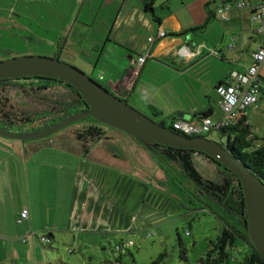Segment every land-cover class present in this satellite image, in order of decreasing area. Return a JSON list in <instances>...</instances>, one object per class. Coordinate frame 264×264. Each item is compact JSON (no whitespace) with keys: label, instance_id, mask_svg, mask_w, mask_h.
<instances>
[{"label":"crops","instance_id":"1","mask_svg":"<svg viewBox=\"0 0 264 264\" xmlns=\"http://www.w3.org/2000/svg\"><path fill=\"white\" fill-rule=\"evenodd\" d=\"M79 1L76 0V3ZM236 1L155 0L153 10L147 11L145 4H149L150 0H97L100 6L95 10L91 7L86 15L97 11L98 18L105 25L103 36L95 39L96 50L99 49L100 53L98 61L104 60L107 63L105 73L110 74L109 79L103 75L102 80L105 82L102 84L121 98L133 100L137 108L157 121L172 117L177 119L183 114L182 119L195 122L198 121L197 114L212 109L210 117L219 122L223 111L219 105L217 85L227 80L232 71H243L250 66L253 63L252 52L264 47V35L257 32L260 24L252 18V5L263 0H247L250 3L247 10H241ZM92 3L93 0H83L76 20L81 18L82 13L84 15L83 9L86 10L87 4ZM225 3L228 6V20L221 19L217 14V9ZM211 12L215 17L211 16ZM242 21L251 24V31L248 33L247 25L243 26L240 43L235 45L232 41L238 38L232 26ZM202 25H205L203 30H195ZM74 29L75 26L69 35ZM160 29L165 30L167 36L149 41V37L157 36ZM244 31L248 33V38L243 35ZM55 43L58 44L57 41ZM142 56L147 59L140 65L139 59ZM261 75L264 89V64ZM263 117L264 90L259 97L258 107L249 108L243 115L255 138H259L260 134L264 137ZM214 135H217L216 131ZM71 148L76 154L68 158L73 165L71 174L66 175L69 183L66 203L68 216L67 225L62 229L70 233V236L76 237L80 232L94 233L106 251L107 242L115 249L117 243L133 241L129 236L143 233L171 215L187 218L189 205L194 210L200 209L194 206L201 203L203 194L197 191L192 182L189 186L192 193L189 195L186 190L185 197L178 198L168 190L134 177L129 170L120 168L123 163L118 162L120 158L113 153L111 161H106L99 160L97 153L100 149L91 150L90 147L85 156H82L85 149ZM130 161L133 159H128L126 163L129 164ZM145 161L142 164L133 162L139 169H144V173L153 170L161 179L171 176L175 181L188 180L179 164L172 163L165 167L163 161L157 162L152 156H147ZM57 166L66 168V160ZM172 168L176 177L171 173ZM178 184L183 188L182 180ZM184 185L188 188V181ZM26 207L29 208L31 220L34 208L24 206L23 209ZM228 217L232 219L227 222L229 227L232 228L231 224L234 223L241 236L239 240L248 246L241 221L230 214ZM52 226L56 228L55 225ZM48 232H51L52 241L55 240V233L51 229ZM60 240L66 239L61 237ZM75 243L76 239L73 238L72 244ZM69 252L75 255V249H70ZM119 252L122 259L124 253ZM128 252L131 253L129 249ZM82 255L87 260V255ZM92 255L90 254V259L93 258ZM71 258L82 260L79 255ZM106 260H109L107 255L100 259L102 262Z\"/></svg>","mask_w":264,"mask_h":264},{"label":"rangeland","instance_id":"2","mask_svg":"<svg viewBox=\"0 0 264 264\" xmlns=\"http://www.w3.org/2000/svg\"><path fill=\"white\" fill-rule=\"evenodd\" d=\"M82 3L83 0L78 4L76 0H0V59L23 54L54 56L58 53L61 60L83 70L101 83L105 82L102 80L103 75L109 79L110 74L105 73L107 63L104 60L98 61L100 53L99 49L96 50L95 40L97 36H103L102 30L105 25L98 18L97 11L86 15V11H90L91 7L97 9L100 2L93 0L92 5L87 4L86 10L83 9L84 15L82 13L81 18L76 20ZM249 7L248 5L240 9L247 10ZM245 25L250 33L251 24L248 21L233 24V31L238 38L232 41L235 45L240 43L241 30ZM73 26L75 29L69 35ZM248 33L244 31L243 35L248 38ZM59 40H62L60 46ZM56 41L58 44L55 43ZM37 81L28 79L3 82L2 87L5 89L3 94L10 98L18 112L21 110L26 114L38 112L37 116L40 117L50 115L44 112L49 105L58 106V101L60 103L70 101L68 91L54 84L50 89L34 90L33 87L38 86ZM128 102L136 107L133 100ZM137 109L147 114L140 108ZM147 111L151 113L150 110ZM60 115L62 113L56 111L55 115L49 118H58ZM0 126L17 133L45 129L43 128L45 123L36 120L20 123L0 120ZM79 126L81 125L70 124L51 135L30 140L14 139L0 134V264H150L158 259L157 264H199L200 258L210 247L209 241L217 239L228 226V220L232 221L228 214L238 219L227 204H222L210 193L199 190L203 194L201 203L194 206L200 208L199 210H194L189 205L187 218L171 215L164 221L153 224L143 233L129 236L133 239V243L123 250L122 259L120 252L113 249L108 242L107 250L104 251L100 239L94 233L80 232L76 237L70 236V233L62 230L67 225L68 216L66 203L69 183L66 175L71 174L73 165L68 158L76 154L71 150V146L85 149L82 156H85L92 147L85 142L79 145L73 140L70 131ZM113 130L123 140L127 137L121 148L124 157H118L120 158L118 162L123 163L120 164V168L129 170L134 177H140L150 184L168 190L178 198H184L186 190L189 195L192 193L189 188L192 181L189 178L186 181L181 179L183 188L184 183L188 181V188L185 187L184 190L178 184L180 179L175 178L177 182L171 176L161 179L153 173V170L144 173L145 170L139 169L134 162L142 164L151 154L123 132ZM214 137L218 138L217 135ZM261 138L260 134L257 141H261ZM99 149L97 153L99 160L111 161L110 152L103 148ZM130 158L134 162L130 161L127 164ZM63 160H66V168L57 166ZM200 160L202 163L197 159L198 170L205 177L221 178L220 167L203 156ZM172 174L176 177L175 171H172ZM24 206L34 208L32 223L30 217L23 222L18 221ZM57 210L59 211L56 212ZM50 229L56 235L55 240L52 243H41V236ZM179 236L185 243L186 260L181 256ZM61 237L66 240L61 241ZM73 238L76 239L74 245ZM241 241L238 239L237 246L232 250L238 259H242L249 251V246H245ZM70 249H75V255L69 252ZM82 253L87 255V260H84ZM90 254H93L92 259L89 258ZM161 254L165 255L160 257ZM78 255L82 260L71 258ZM106 255L109 260L100 261L101 257L105 258Z\"/></svg>","mask_w":264,"mask_h":264},{"label":"trees","instance_id":"3","mask_svg":"<svg viewBox=\"0 0 264 264\" xmlns=\"http://www.w3.org/2000/svg\"><path fill=\"white\" fill-rule=\"evenodd\" d=\"M154 1L155 0H150L149 4H145L147 11L153 10L152 5ZM217 14H219L218 9ZM211 16L215 17L212 12ZM154 17L155 19H158L156 16ZM220 18L223 19L221 16ZM204 28L205 25H202L201 27L195 28V30H203ZM61 42L62 40H59V44H61ZM34 78L38 80V86L33 87L34 90L50 89L54 84V86L63 87L68 91V94L70 95L68 99L70 101H64L62 103L58 101V106L49 105V108L44 111L45 113L47 112L50 114L48 116H37L38 112H36L35 114L32 112L26 114L22 110L18 112L16 110V106L10 101V98L3 94L5 89H3L2 84L3 82H15L18 80H28ZM24 90L27 91L25 88ZM85 107H88V104L72 85L55 78L33 76L0 80V119L5 122H9L11 119H17L19 123L36 120L45 123V127L43 128H46L58 122L69 114L85 110ZM71 109H75V111H70ZM56 111L62 113V115H60L58 118H49L54 116ZM210 112H212V109L209 111L201 112L197 114L196 117L198 120H200L203 117L210 116ZM173 120H175V118L172 117L169 120H162L159 122H162L163 124H166L167 126L172 128L170 123ZM72 124L81 125L78 128L70 131L74 138L73 140L76 141L79 145L80 143L85 142L91 144V150L93 148H103L109 151L110 154L113 153L114 155H117L116 157L121 158L124 157L121 152V148L127 140V137L126 140H123V138L118 136V134H116L113 129L123 132L129 138H132L135 142L144 147V149L148 153H150L151 156L157 160V162L158 160L160 162L163 161L165 167H169L172 163L179 164L184 175L196 185L197 191L200 190L204 193H210L213 197H216L220 203L227 204L229 206V209H231V211L237 215L238 219L241 221V224L244 226V238L247 245L249 246V251H247L243 255L242 259H238L232 253L233 248L237 246V240L241 237L238 227L234 226V223L232 222V228H230L227 224L228 226L223 229L222 233L218 236L217 239H212L209 241L210 247L205 255L200 258L199 264H264V258L249 239V235L247 232V212L245 208V196L241 181L238 176L232 172V170L224 166L217 159L210 156L209 154L204 153L203 151L177 148L162 144H154V149L151 150L130 134L117 128L103 124L94 117H86L71 123V125ZM217 131L220 138L225 139L226 147L230 151V153L246 167H248L261 180L264 181V137L261 138V141L256 142V140L259 138H255L251 135L250 126L246 123L243 117L239 118L227 127H221L217 129ZM201 156L205 157L209 162L216 164L222 169L220 170L222 173L220 179L207 178L198 170L197 159L200 163H202V161L200 160ZM170 170L173 172L175 171L173 168ZM177 177L179 178L178 175ZM45 234H47L51 239V232H47ZM51 242L52 239L47 243ZM41 243H43V241H41ZM178 243L181 247V256L184 260H186V247L181 236H179ZM163 255L165 254H161L160 257H162ZM158 260L153 261L150 264H157Z\"/></svg>","mask_w":264,"mask_h":264},{"label":"water","instance_id":"4","mask_svg":"<svg viewBox=\"0 0 264 264\" xmlns=\"http://www.w3.org/2000/svg\"><path fill=\"white\" fill-rule=\"evenodd\" d=\"M44 76L72 85L88 104L87 109L72 113L49 127L26 133L10 132L0 126L3 136L30 140L51 135L86 117L122 130L153 150L154 144L195 149L217 159L241 181L247 212L249 239L264 258V181L233 156L226 143L204 135H186L175 131L132 106L83 70L55 56L23 54L0 59V80ZM183 114L179 115L182 118Z\"/></svg>","mask_w":264,"mask_h":264},{"label":"built area","instance_id":"5","mask_svg":"<svg viewBox=\"0 0 264 264\" xmlns=\"http://www.w3.org/2000/svg\"><path fill=\"white\" fill-rule=\"evenodd\" d=\"M227 2L228 0H223ZM238 7L248 6L247 0H237ZM228 7V6H227ZM226 3L224 6L218 8L220 16L227 20ZM253 9V21L259 23L260 26L257 32L264 35V0L252 5ZM167 36L165 30L160 29L157 36L151 35L149 41H154L158 38ZM253 63L243 71H232L227 80L219 83L216 87L219 94V105L223 111V116L219 122L213 121L210 116L203 117L202 119L192 122L182 118L173 120L170 124L172 129L177 132L186 135H204L207 137H214V131H216L218 139L225 142V139H221L218 135L217 129L221 127H227L234 123L239 118L243 117L251 107H258L259 97L263 92L261 85L262 75L261 67L264 64V47H259L252 52ZM146 56H142L139 59V64L142 65ZM30 217L29 209L26 207L21 211V215L18 219L19 222ZM43 242H50L51 239L47 234L41 236ZM133 241H121L116 244L115 250L123 251L128 248Z\"/></svg>","mask_w":264,"mask_h":264},{"label":"flooded vegetation","instance_id":"6","mask_svg":"<svg viewBox=\"0 0 264 264\" xmlns=\"http://www.w3.org/2000/svg\"><path fill=\"white\" fill-rule=\"evenodd\" d=\"M20 26H22V25H20ZM61 44H62V43H61ZM61 44H59V46H60ZM57 54H58V53H56L55 55H57ZM55 55H54V56H55ZM34 79H36V78H34ZM1 80H6V79H1ZM84 109H87V107H85ZM0 120H1V119H0ZM18 120H19V119H18ZM3 122H5V121H3ZM10 122H18V121H17V119H11ZM18 123H19V122H18ZM48 127H49V126H48ZM46 128H47V127H46Z\"/></svg>","mask_w":264,"mask_h":264},{"label":"clouds","instance_id":"7","mask_svg":"<svg viewBox=\"0 0 264 264\" xmlns=\"http://www.w3.org/2000/svg\"><path fill=\"white\" fill-rule=\"evenodd\" d=\"M215 138V137H214ZM216 139H218V138H216ZM224 143H226V142H224Z\"/></svg>","mask_w":264,"mask_h":264}]
</instances>
